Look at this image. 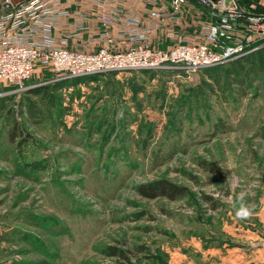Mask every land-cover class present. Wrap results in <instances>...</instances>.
<instances>
[{
  "label": "rangeland",
  "instance_id": "374dc122",
  "mask_svg": "<svg viewBox=\"0 0 264 264\" xmlns=\"http://www.w3.org/2000/svg\"><path fill=\"white\" fill-rule=\"evenodd\" d=\"M203 71L108 74L54 90L53 105L32 98L36 112L26 90L48 87L51 71L0 84L18 141L28 138L18 151L0 117V264H179L188 240L215 238L241 196L264 212V70L220 87ZM160 180L188 196L139 194Z\"/></svg>",
  "mask_w": 264,
  "mask_h": 264
},
{
  "label": "built area",
  "instance_id": "2783aa9c",
  "mask_svg": "<svg viewBox=\"0 0 264 264\" xmlns=\"http://www.w3.org/2000/svg\"><path fill=\"white\" fill-rule=\"evenodd\" d=\"M61 1L26 0L0 10V84L21 88L39 67L50 69L56 80L162 70L195 73L264 49V0H139L147 5L148 23L120 6L127 0H93L104 40L96 52L69 49L64 40L58 45L53 32L59 18L69 14ZM115 25L125 27L119 33L123 48L113 45ZM160 30L162 40L154 41ZM187 31L190 38L183 35ZM175 38L177 43L165 46Z\"/></svg>",
  "mask_w": 264,
  "mask_h": 264
},
{
  "label": "crops",
  "instance_id": "0c3cea01",
  "mask_svg": "<svg viewBox=\"0 0 264 264\" xmlns=\"http://www.w3.org/2000/svg\"><path fill=\"white\" fill-rule=\"evenodd\" d=\"M120 6L130 16L142 19L145 23L150 22L145 2L127 0ZM60 8L69 14L59 18V25L53 32L58 45L61 46L60 41L64 40L65 47L81 49L86 52H96L104 45V40L100 35L102 27L93 16V12L95 13L97 10L93 0H62ZM124 28L123 25H115L110 30L115 38L113 45L116 48H123L121 44L124 38L119 33ZM183 35L185 38L192 36L189 31ZM162 38L163 32L160 30L156 33L154 41L162 40ZM176 41V38L167 40L165 46L175 44ZM165 46L163 45L164 48ZM143 74L147 75L145 72ZM52 77L49 79L50 82L52 79L51 84L62 81L56 80L53 74ZM98 77L100 76L82 78L80 84L95 81ZM66 85L74 86V84L62 83L59 88ZM37 86L40 85L33 84L29 90ZM240 199L242 200L240 201ZM248 199L246 196L238 198V207L241 204L250 207ZM237 210L230 217L229 222L217 230L215 238L213 237L210 242L204 241L203 243L199 238L188 240V253L180 254L179 264H264V246L261 244L264 238V212H257L255 216L251 215L248 218L240 219L236 216Z\"/></svg>",
  "mask_w": 264,
  "mask_h": 264
},
{
  "label": "trees",
  "instance_id": "16d2710c",
  "mask_svg": "<svg viewBox=\"0 0 264 264\" xmlns=\"http://www.w3.org/2000/svg\"><path fill=\"white\" fill-rule=\"evenodd\" d=\"M262 53V54H261ZM259 54L255 55H249L241 60H237L234 62H231L227 67L223 68L220 67L217 69L214 68H209L205 69L203 72L208 75L211 81L216 83L219 87L220 85L222 86L223 84L229 83L231 81H234L236 83H241L244 84L245 82L248 84L250 82L249 80L251 78V74H258V72L261 75H263V70H264V49L262 52ZM256 55L258 57L255 59ZM258 59V60H257ZM37 70H40L44 74H47L50 69L48 68H42L39 67ZM36 70V71H37ZM223 70L224 74L221 75L220 71ZM144 73V72H142ZM114 75H117L116 73H112ZM145 74L150 75L152 72L149 74V72H145ZM232 76L234 79H232ZM53 78V77H52ZM81 80L80 79H73V80H62L61 82L57 83L55 82L54 84L48 85L44 87H35L31 90L26 91L27 94H29V97L24 98L25 99V107L31 108V112L35 111V105L32 102V98H37L39 99V102L42 103V105H53L54 104V90L58 89L60 84L66 83V84H80ZM10 88L9 90L13 89V86L8 87ZM25 93V94H26ZM3 100L0 98V117H3L6 114V117L10 119L9 122H12V129L7 132L8 136V141H10L13 145H16V147H22L25 144V141L28 139L26 136H24L20 141H18V137H22L24 132L21 130L20 125L18 124L17 121H14V115L15 111L14 110H8L5 112L6 105L4 104ZM36 112V111H35ZM34 113V112H33ZM12 119V120H11ZM19 149V148H18ZM18 151H21L20 149ZM27 163V162H26ZM39 163H30L29 167L33 168H39L36 166H39ZM138 192L141 196L149 199H156L159 197L169 199L171 201H175L178 199H184L188 196L187 189L183 186L176 185L174 183H171L169 181L165 180H160L156 181L147 185H142L139 187ZM208 201V198H205ZM212 206L216 209L218 204L210 202ZM120 254L121 256L125 257L123 254L116 252L115 250L112 251L113 256Z\"/></svg>",
  "mask_w": 264,
  "mask_h": 264
},
{
  "label": "clouds",
  "instance_id": "9594fccd",
  "mask_svg": "<svg viewBox=\"0 0 264 264\" xmlns=\"http://www.w3.org/2000/svg\"><path fill=\"white\" fill-rule=\"evenodd\" d=\"M252 215V211L249 207L241 204L240 208L236 212V216L240 219L248 218Z\"/></svg>",
  "mask_w": 264,
  "mask_h": 264
},
{
  "label": "water",
  "instance_id": "95a60500",
  "mask_svg": "<svg viewBox=\"0 0 264 264\" xmlns=\"http://www.w3.org/2000/svg\"><path fill=\"white\" fill-rule=\"evenodd\" d=\"M24 1H26V0H10L9 2H5L4 4H1L0 10H2V11L11 10L14 7L23 3Z\"/></svg>",
  "mask_w": 264,
  "mask_h": 264
}]
</instances>
